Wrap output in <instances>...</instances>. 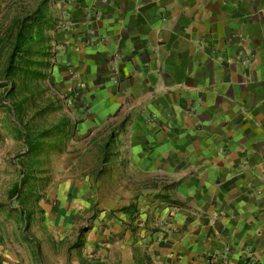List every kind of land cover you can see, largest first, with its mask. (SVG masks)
Instances as JSON below:
<instances>
[{"label": "crops", "instance_id": "crops-1", "mask_svg": "<svg viewBox=\"0 0 264 264\" xmlns=\"http://www.w3.org/2000/svg\"><path fill=\"white\" fill-rule=\"evenodd\" d=\"M1 44L0 264H264V0H7ZM27 74L60 130L23 185Z\"/></svg>", "mask_w": 264, "mask_h": 264}, {"label": "rangeland", "instance_id": "rangeland-1", "mask_svg": "<svg viewBox=\"0 0 264 264\" xmlns=\"http://www.w3.org/2000/svg\"><path fill=\"white\" fill-rule=\"evenodd\" d=\"M6 2H7V0H0V6L5 5ZM57 24H58V27L56 25L55 29L56 28H58L59 30L62 29V32L69 31L70 24H68V22L66 21L65 18L60 20L59 23H57ZM60 27H62V28H60ZM6 46H7L6 44H1L0 45V51L2 49H5ZM13 48H12V51L16 47L14 49ZM50 50H51V47H48L47 54H46L48 59L50 58V55H51ZM13 53H15V52H13ZM5 55L4 54L2 55L0 52V81L8 79V76L6 75L5 72H6V70L9 71L12 68V67H10L12 65V60L10 61V59L9 60L5 59V57H4ZM13 58H15V56ZM17 62H18L17 59L14 60L15 65H17ZM4 68H6V69H4ZM9 77L11 79H13V81L12 82L10 81L11 83H9V86L11 84V86H10L11 88L13 86H15V84H17V81L21 78L20 75H16V76L10 75ZM23 78H25L24 84L26 87H25L24 91L22 88H19V86H17L15 88L16 89L15 100L16 101H25V104H26L25 107H27V110L26 109L20 110V113H24V112L26 114H27V112H29V113L27 115L24 114L25 116H28L25 119L26 120L25 122L20 123L19 120H16L17 122H19L17 124L19 125V128L24 132V138L26 139L24 144H23V147L21 149V150H25V155L23 156L24 158L21 157L22 154L17 156L16 158L24 159V162L26 164V165H24V170H23L24 175L19 178V181L24 180L23 185H29L31 183V181H35L36 178H38V177H41V178L49 177L50 173H45L43 171V169L44 170L46 169V166H47L46 163H50V160L54 159V155H50L48 153L51 149L52 150H55V148L58 149V145L55 144L56 141H54V137H55V133L58 136V131L60 130V128H59L58 123L56 122L57 117L54 116V112H53L54 109H51L52 110V112H50L51 114H49V113H43L42 114L40 112L41 116L39 115L38 117L34 116L33 118H30V116L32 115L30 113V111H31L30 105H32V107H33L35 102L41 98L40 97V91H43V90L42 89L41 90H34L35 93L27 92V90H28L27 87L28 86L31 87V85H30L31 83L29 81V75L27 74L26 77H23ZM42 78L43 77H41L40 75H37L33 79H31L32 81H35L34 82L35 85H33V86L38 85L39 80H41V84H42V80H43ZM46 80H47V83L49 85L50 84V82H49L50 75L48 72H47ZM20 83H21V81H20ZM42 95H43V92H42L41 96ZM28 100H30V105L28 103ZM35 105L37 106V104H35ZM40 108H43V106H41ZM64 111H66V112H64L66 115L70 114L69 108H65ZM86 113H87V110H83V111L81 110L80 115H79L80 121L87 118ZM78 126H79V123H75V125H70V127H69L70 132L69 133L76 132V130H78ZM92 128H94V126ZM101 129H102V127L100 128V130ZM90 130L93 131V129H91V128H90ZM63 135H64V133H63ZM70 142H71L70 138L64 139V141L61 145L64 149H66L68 147V145H69V148H71ZM87 142H89L90 144H92L94 146H95V144H98V147L100 149H101V144L105 143V142H103V140H98V141L94 142L93 140L87 141L85 139L83 141H79V143H83V144L87 143ZM104 149H105V151L104 150L100 151L99 156L93 155V152L99 151L98 149L96 150L95 148H90V149L85 151V153L90 152L91 154L89 153V154L78 156V155H73L74 153L71 154V151H70L71 155L67 156V154H66V156H65L63 154V167L68 168L67 170H69L68 172H66V171L63 172V174L66 175V173H67L68 177L76 174L73 171L72 165H71L75 160H83L82 163L84 164V168H86L87 164L90 162V160L92 158L96 157V160L98 162H100V164H101L99 169H97L95 172H91V173L89 172L88 173L85 171L81 174L84 176L89 174L90 176H94V177L98 178V180H101V174H102V171H101L102 167L101 166H102L104 161L109 159L110 152L112 154L114 152L115 148L110 142L109 146L105 147ZM51 174L53 175L54 173H51ZM52 175H50V176H52ZM23 185H22V187H23ZM130 221L134 222V220H132L131 218H130ZM89 224H90L89 220L84 221V225H82V227H80L79 231H78L79 237H78V240L76 243H77L79 249H81V250L84 248V245H85V232L88 229ZM132 227L133 226L130 225V228H132ZM83 254H84V258L83 257L81 258L82 253L80 252L79 264H102L101 261L98 260V253H94V254L90 253L89 257H87L86 253H83ZM69 257H70V255H69Z\"/></svg>", "mask_w": 264, "mask_h": 264}, {"label": "trees", "instance_id": "trees-1", "mask_svg": "<svg viewBox=\"0 0 264 264\" xmlns=\"http://www.w3.org/2000/svg\"><path fill=\"white\" fill-rule=\"evenodd\" d=\"M208 264H210V263H208Z\"/></svg>", "mask_w": 264, "mask_h": 264}]
</instances>
